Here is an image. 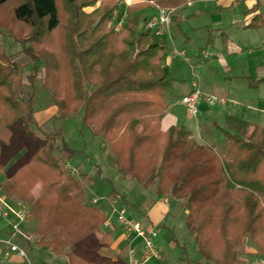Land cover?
Returning a JSON list of instances; mask_svg holds the SVG:
<instances>
[{
	"label": "trees",
	"instance_id": "1",
	"mask_svg": "<svg viewBox=\"0 0 264 264\" xmlns=\"http://www.w3.org/2000/svg\"><path fill=\"white\" fill-rule=\"evenodd\" d=\"M7 1L0 0V5ZM65 1L72 14L65 44L61 46V40L55 51L38 53L22 41L23 54L36 65L44 62L45 84L54 90V118L79 117L83 127L109 144L123 177L145 188L156 185L159 195L167 196L171 190L176 199L186 196V224L204 261L245 264L238 248L247 235L256 243L257 252L264 254V146L257 141L259 127L227 116L228 150L223 156L211 146L200 148L183 126L161 130L159 120L168 108L162 65L167 43L145 25L139 31L144 20L136 12L148 2L129 7L123 28L116 30L109 23L118 0ZM155 1L178 7L187 0ZM59 2L26 0L17 6L15 18L32 25L31 36L37 40L42 30L51 33L63 25ZM84 7L95 9L86 13ZM262 21L264 25V15ZM35 69L28 77L30 89L24 104L20 98L23 68L0 52V170L7 169L6 193L26 202L28 218L38 222L36 243L60 255L70 246L88 244L107 218L86 204L83 184L65 167V158L76 150L66 142L63 130L48 132L42 139L30 127L36 112ZM17 130L35 151L8 174L12 159L23 152ZM193 177L194 188L183 194ZM40 183L42 193L36 197L33 189ZM99 264L124 263L101 257Z\"/></svg>",
	"mask_w": 264,
	"mask_h": 264
},
{
	"label": "crops",
	"instance_id": "2",
	"mask_svg": "<svg viewBox=\"0 0 264 264\" xmlns=\"http://www.w3.org/2000/svg\"><path fill=\"white\" fill-rule=\"evenodd\" d=\"M140 3H142L140 0H134L130 6ZM123 4L124 0L121 3V10L118 8L115 13L114 22L121 21V11L127 9ZM156 12V5L148 4L136 14L146 21ZM263 15L264 0H190L181 9H177L172 17L171 36L164 37L167 50L162 58V65L163 79L167 83L164 96L168 108L159 120L161 130L183 126L190 131L191 138L193 134H199L198 137L203 139L201 142L194 135V141L198 146H211L216 149V146L226 145L227 151L228 142L224 135L226 117L236 116L258 126L259 138L264 131V25H261ZM255 19L257 21H254ZM175 50L184 54H176ZM186 68L190 75L182 72ZM178 71L182 74H177ZM195 85L205 93H215L211 90L218 91L220 92L218 95L232 102L215 107H208L202 103L200 114L192 117L188 109L187 112H183L180 107L184 106L182 97L192 92ZM56 114V107L50 106L47 110L35 112L34 118L41 126ZM102 142V148L106 152L107 143L103 139ZM72 157L73 155L65 158V161L72 164L70 161ZM111 158L113 159V156L108 154V159ZM103 164L105 163L102 162ZM72 165L81 170L80 166ZM112 170L116 174L114 181L107 176L98 178L103 182L106 180L111 182L113 186L111 192L102 196L97 194L90 188L94 182L85 190L87 203L100 209L102 214L106 218L110 217L113 222L110 227L103 225L101 231L97 233L98 236L102 232L108 242L103 245L105 253L101 255L113 262L128 264L130 245L134 243L139 245L141 242L139 239L134 241L132 236L126 235L117 223L115 210L120 208L141 220L146 227L158 228L160 256L153 258L149 264H164L166 248L173 243L181 249L179 259L173 260V264H198L201 255L192 230L188 228L186 221H178L176 208L170 198L123 177L116 167ZM7 177V169L0 170L2 185L5 184ZM119 183L121 189L118 187ZM181 214L187 216L188 210H182ZM37 225L35 219L27 218L22 224V233L14 234L11 223L0 216V264H63L50 247L35 242L34 230ZM165 230H169L170 233ZM184 231H187V234ZM6 240L24 249L26 257L12 251L10 245L4 242ZM192 252L194 257L189 255Z\"/></svg>",
	"mask_w": 264,
	"mask_h": 264
},
{
	"label": "rangeland",
	"instance_id": "3",
	"mask_svg": "<svg viewBox=\"0 0 264 264\" xmlns=\"http://www.w3.org/2000/svg\"><path fill=\"white\" fill-rule=\"evenodd\" d=\"M128 1V0H127ZM124 0V6L128 9V7H131L130 4L133 2H128ZM139 1V0H138ZM142 3L148 2V4H157L159 3L155 0H140ZM190 0H187L183 4L179 5L178 7H167L163 6L166 8L174 9L172 13V17L174 13L177 11V9H181L185 4H188ZM26 2V0H8L6 3L0 5V52L7 54L9 57L12 58V61L18 65L19 67L23 68L24 71V76H23V93L20 95L21 102L24 104H27V94L30 89V83H29V75L34 72L35 67L38 70V76L35 80V85H36V92H35V99H34V109L35 111H41L44 110L50 106H54V99H53V94L54 90L48 85L45 84L46 81V71L44 68V62L41 61L39 64H35L34 61L31 60L30 57L26 56L23 54L22 50L24 48V45L27 47H33L35 52H42V49L44 50H49V51H55L56 45L58 44L59 41H63L61 46L65 44L64 39L68 35V27L70 24L71 19V12L67 7V4L65 3V0H60L59 5L61 7V16H62V21L63 25L60 26L57 30L48 33L47 31L42 30L43 35L41 37H38L37 40H35L34 36H31V34L34 32L35 28L30 25V24H21L17 22L16 20V8L19 6L21 3ZM121 2L122 0L118 1L117 9L121 10ZM100 2L98 3L99 6ZM95 8L94 7H84L83 11L86 13H91ZM127 9L121 11V21L114 22L111 21L109 23V26L114 29L120 27L119 30H121L128 19V14H127ZM117 11V10H116ZM140 16V15H139ZM142 18V17H141ZM173 21V20H172ZM144 25L146 26V21H142L141 25H139V31H142L144 29ZM172 27V26H171ZM164 38V37H163ZM39 39V40H38ZM25 43L23 45V43ZM170 45V43H168ZM181 69H179L180 71ZM178 73L179 75L182 74V72L186 75H190L189 70L186 68L182 70L181 73ZM207 71V70H206ZM183 76V75H182ZM212 92L215 93H210V94H215L219 97H224L218 95L220 92L211 90ZM217 92V93H216ZM228 99V98H226ZM230 100V99H229ZM230 101L229 103H231ZM203 105L208 106V107H215L218 106L219 104H208L204 103ZM227 105V104H226ZM185 106V105H184ZM181 106L180 109L183 112H187V108ZM201 106V105H200ZM225 106V105H224ZM202 108V106H201ZM200 108V109H201ZM30 127L34 130L35 136L40 137V138H45V134L51 131H55L58 129H62L64 132V138L66 142L76 150L75 154L73 157L70 159L71 163L77 166H80L81 170H78L77 175H74V177H78V179L81 181L83 184L85 190L86 187L91 183L92 186L90 187L92 191L97 192L99 195H103L106 193L111 192L112 190V184L110 181L106 180L105 182L101 181L98 178H102L107 176V178L111 179L114 181V177H116L115 172L112 170L115 167L114 163V155L111 153L110 146L109 144H106L108 149L105 152L103 150V142L100 137L94 136L91 129L88 126H82L81 120L79 117H72L69 118L65 121L63 120H58L54 117H51L48 122H46L43 125H38L36 122L34 116L33 120L30 123ZM252 130V128H251ZM17 134L20 135L21 139H23L24 145L22 148V154L21 156H16L15 158L12 159V161L9 164L8 169V174H10L14 169H16L19 165L23 164L26 162V160L33 155L35 149L28 147L27 140L22 136L20 130H17ZM194 135H192V140H194ZM199 134H196V138L203 142V139L198 137ZM211 142V140H209ZM257 141L262 143L264 146V131L261 133V135L257 136ZM106 143V142H105ZM226 146V145H225ZM216 146L215 151L218 153V155H225L226 154V148L227 146ZM205 146H200V148H204ZM198 152V151H197ZM108 154H111L113 156V159L111 158L108 159ZM110 158V157H109ZM110 160V161H109ZM106 161H108L106 163ZM102 162L105 164L102 165ZM66 161L64 160V165ZM71 164V165H72ZM99 164V165H97ZM101 164V165H100ZM110 167H109V166ZM83 168H82V167ZM86 169V170H85ZM118 169V168H117ZM131 179V178H129ZM1 180V179H0ZM93 180V181H92ZM134 181V180H132ZM199 179L196 178V182H198ZM135 182V181H134ZM136 183V182H135ZM142 186V185H141ZM37 187V188H36ZM41 183L36 185L35 188L33 189V193L36 197L41 195L42 193V188ZM119 189H121V183L118 184ZM143 187V186H142ZM156 185L151 186L154 191H156ZM194 188V177L192 178V181L190 180L189 184H186L185 190H183V194H186ZM86 192V191H85ZM7 194V193H6ZM169 194V195H168ZM167 196L170 198V201L172 205L176 208L175 212L177 214L178 221H186L185 218H187L186 215L181 214L182 210L187 209L185 206H183V203L186 201V196L185 198L182 199H176L172 195L171 190ZM9 197L10 201L15 204L19 205L20 203H26L22 201L21 199L15 197V196H10L7 194ZM168 199V198H167ZM27 204V203H26ZM86 204L88 206H94L93 204H89L86 201ZM188 215V214H187ZM186 216V217H185ZM181 217V218H180ZM34 219V218H31ZM177 221V222H178ZM181 221V222H182ZM179 223V222H178ZM101 231V229H100ZM168 233H170L169 230H165ZM185 234H187V231H184ZM133 238V236H132ZM35 242L39 240L38 235H34ZM106 237L102 235V232L99 233L97 236V233L93 236V239L88 243V244H76L74 246H70L65 249L63 254H55L60 260L61 263L63 264H71L70 263V258L73 260L74 263L76 264H98V261H100L101 257H105L101 254L105 253V246L103 245L107 244ZM254 248V251L252 252V249ZM167 251L164 259V264H169L175 261V259H179V256L181 255V249L180 247H177L175 243L171 244V246H167ZM194 251V248H192ZM239 255L238 257L242 262L245 264H251L252 258L256 257H264V254L258 253L257 252V246L256 243L254 242L253 238L251 235H247L246 238L243 241V244L241 247L238 248ZM190 257H194V252L192 254H189ZM186 256V255H185ZM199 263L198 264H210L206 261H204L200 256H199ZM83 260L84 263H81ZM174 260V261H173ZM248 261V262H247ZM177 262V261H176ZM182 264V263H180ZM188 264V263H185Z\"/></svg>",
	"mask_w": 264,
	"mask_h": 264
},
{
	"label": "built area",
	"instance_id": "4",
	"mask_svg": "<svg viewBox=\"0 0 264 264\" xmlns=\"http://www.w3.org/2000/svg\"><path fill=\"white\" fill-rule=\"evenodd\" d=\"M127 1V0H126ZM129 1H127L128 3ZM157 12L147 18L146 28L151 31L156 37L171 36L172 13L174 9L166 8L155 4ZM119 30L120 27H116ZM176 54L183 55L184 53L175 50ZM230 102L225 97H219L215 94L205 93L197 85L194 90L182 97V103L187 107L192 117H197L200 114V105L202 103L226 105ZM65 167L72 175H77L78 169L66 162ZM168 202V200H166ZM116 221L121 227L122 231L128 235L133 236V240L139 239V245H130L128 249V264H149L153 258L160 256L158 249V234L157 227H146L143 222L129 214L125 209H116ZM29 213V206L27 204H13L6 194L4 186L0 183V216L8 220L14 230V234L22 233V224L27 220ZM113 224L109 217L104 225L110 227ZM10 245L11 250L18 253L22 257H26L24 249L13 244L10 240L4 241ZM251 264H264V257L253 258Z\"/></svg>",
	"mask_w": 264,
	"mask_h": 264
}]
</instances>
